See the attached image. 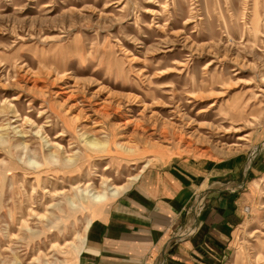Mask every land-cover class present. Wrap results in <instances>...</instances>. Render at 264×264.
Here are the masks:
<instances>
[{
    "label": "rangeland",
    "instance_id": "374dc122",
    "mask_svg": "<svg viewBox=\"0 0 264 264\" xmlns=\"http://www.w3.org/2000/svg\"><path fill=\"white\" fill-rule=\"evenodd\" d=\"M180 160L241 198L227 264H264V0H0V264H80L69 200Z\"/></svg>",
    "mask_w": 264,
    "mask_h": 264
},
{
    "label": "crops",
    "instance_id": "0c3cea01",
    "mask_svg": "<svg viewBox=\"0 0 264 264\" xmlns=\"http://www.w3.org/2000/svg\"><path fill=\"white\" fill-rule=\"evenodd\" d=\"M210 170L187 160L149 170L92 219L79 263L227 264L244 208L235 191H208ZM199 193L205 195L194 215Z\"/></svg>",
    "mask_w": 264,
    "mask_h": 264
},
{
    "label": "bare ground",
    "instance_id": "6f19581e",
    "mask_svg": "<svg viewBox=\"0 0 264 264\" xmlns=\"http://www.w3.org/2000/svg\"><path fill=\"white\" fill-rule=\"evenodd\" d=\"M118 5H121V1H116ZM213 105V104H211ZM89 145L93 147H98L99 149H104L106 147L105 142H100V141H89ZM140 173H137L134 175L130 180L131 182L136 180L139 177ZM128 188L127 185H121V186H102L100 190L96 191H90L87 189L81 190L79 195L72 200H69V203L71 206H81L84 209H88L91 211V215L87 222L85 229L89 226L90 222L92 219H94L96 216H98L103 209V207L111 200L115 199L118 197L120 194H122L126 189ZM85 237L83 236L81 238V243L79 247H77V252L80 253L83 243H84Z\"/></svg>",
    "mask_w": 264,
    "mask_h": 264
},
{
    "label": "built area",
    "instance_id": "2783aa9c",
    "mask_svg": "<svg viewBox=\"0 0 264 264\" xmlns=\"http://www.w3.org/2000/svg\"><path fill=\"white\" fill-rule=\"evenodd\" d=\"M245 210H246V211H249V208L247 207Z\"/></svg>",
    "mask_w": 264,
    "mask_h": 264
}]
</instances>
